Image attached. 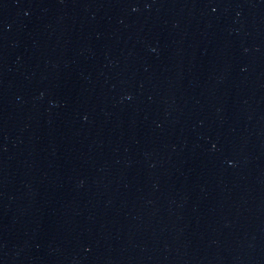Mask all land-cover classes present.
<instances>
[{"label": "water", "instance_id": "95a60500", "mask_svg": "<svg viewBox=\"0 0 264 264\" xmlns=\"http://www.w3.org/2000/svg\"><path fill=\"white\" fill-rule=\"evenodd\" d=\"M0 264H264V0H0Z\"/></svg>", "mask_w": 264, "mask_h": 264}]
</instances>
